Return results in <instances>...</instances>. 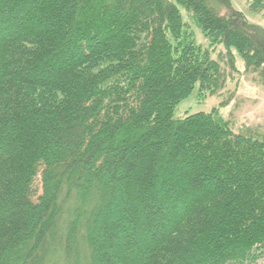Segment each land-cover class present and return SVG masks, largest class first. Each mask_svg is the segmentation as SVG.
I'll return each mask as SVG.
<instances>
[{"label": "trees", "instance_id": "trees-1", "mask_svg": "<svg viewBox=\"0 0 264 264\" xmlns=\"http://www.w3.org/2000/svg\"><path fill=\"white\" fill-rule=\"evenodd\" d=\"M233 50L230 0H0V264H264V128L176 115Z\"/></svg>", "mask_w": 264, "mask_h": 264}, {"label": "rangeland", "instance_id": "rangeland-1", "mask_svg": "<svg viewBox=\"0 0 264 264\" xmlns=\"http://www.w3.org/2000/svg\"><path fill=\"white\" fill-rule=\"evenodd\" d=\"M235 10L242 11L247 19L264 28V13L262 11H248V0H230ZM184 20L188 22L187 13L181 9ZM198 42H204L199 34ZM218 50V49H217ZM236 56L237 72L229 76L226 88L220 94L198 95L195 92L182 101L176 110V115L185 116L196 112H209L212 108H219L220 113L230 120L233 129L241 126H260L264 128V84L244 71L241 57ZM41 179L38 174L33 184V200L41 194Z\"/></svg>", "mask_w": 264, "mask_h": 264}]
</instances>
